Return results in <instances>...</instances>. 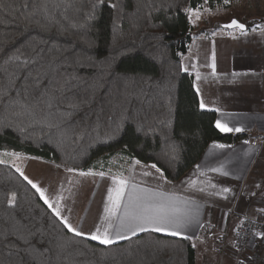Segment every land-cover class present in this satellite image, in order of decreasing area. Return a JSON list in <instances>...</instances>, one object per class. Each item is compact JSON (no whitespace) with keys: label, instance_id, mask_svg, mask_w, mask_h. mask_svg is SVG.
Segmentation results:
<instances>
[{"label":"trees","instance_id":"trees-1","mask_svg":"<svg viewBox=\"0 0 264 264\" xmlns=\"http://www.w3.org/2000/svg\"><path fill=\"white\" fill-rule=\"evenodd\" d=\"M234 1L225 6L223 0H151L156 9L152 10L149 0H123L122 15L105 5L88 29L81 30L64 17L76 18V10L86 7L87 0H48L47 17L37 12L42 0H0V87L9 90L0 97V121L6 125L0 128V151L84 172H122L136 160L157 163L168 181L177 182L211 143L246 139L247 134L216 127V111L199 106L194 75L182 65L196 36L183 9H224ZM18 53L37 57V62L27 70L19 68V61L9 60ZM49 63L56 71L41 77L43 87L36 89L33 77ZM72 77L79 79L71 80L75 87L65 95L75 94L90 103L72 110L64 99L58 108L48 109L41 100L47 81L64 83ZM25 83L32 86L27 94ZM56 86L48 87V94ZM17 99L34 111L38 122L12 115ZM67 111L75 115L62 125L67 129L63 135L47 126L46 121L60 120L59 113ZM145 118V131L137 132V123ZM170 145L175 146L174 153ZM13 193L16 202L9 205ZM14 226L19 228L15 235ZM28 233L33 235L26 245L17 237ZM0 234H5L0 235V264H195L196 260L192 241L180 237L141 233L106 246L76 236L20 172L2 163ZM59 241L67 242V247L58 249Z\"/></svg>","mask_w":264,"mask_h":264},{"label":"crops","instance_id":"crops-1","mask_svg":"<svg viewBox=\"0 0 264 264\" xmlns=\"http://www.w3.org/2000/svg\"><path fill=\"white\" fill-rule=\"evenodd\" d=\"M261 12L256 10L257 15H254L256 17L242 21L248 26L246 33L235 32L236 29H234L218 32L219 34L196 35L182 60L183 69H187L194 75L196 90L199 89V100L203 99L207 106L203 109L216 111V121L227 123L232 128L243 129L240 132L226 133H244L248 137L234 144L211 143L199 162L177 182L168 181L164 173L161 177L154 169L146 167L150 164L137 165L136 161H130L122 171L123 173L103 172V176L99 175L100 171L81 175L84 171L64 170L82 183L84 181L91 184L98 183L101 186L102 183L106 184L110 181L103 191L98 188L97 194L93 193L97 198L94 203L91 202L89 206L80 208V211L75 207L69 210V214L64 211L67 216L64 217L70 221L69 223L88 234L94 232L97 226L103 231L109 223L108 213L105 212V207L110 206L109 189L116 186L112 177L119 175L128 178L131 183L141 188L174 194L179 198L178 203L181 207H198L199 223L203 227L194 224L183 230L186 235L192 236V244L196 239L208 238L215 229L219 232L226 231L227 211L241 187L244 202L242 211L238 214V223L245 215L261 213L259 210L264 209V14L261 15ZM256 24L260 26L253 31ZM213 53L215 54V74L212 70ZM233 73L239 75H233ZM219 145L225 147L221 148ZM57 166L60 167V165ZM146 172L151 174L145 175ZM225 172L228 173L227 176L224 175ZM223 188H229L231 191L223 193ZM44 190L49 202L52 203L53 189L49 186ZM184 202H187L186 205ZM122 212L121 207L117 215ZM111 222L117 223L115 216L111 217ZM139 234L141 233L137 235ZM85 237L89 238L87 235ZM232 237L225 255L234 264H237V261L250 264L251 253L255 248H260L261 239L249 250L239 251L235 245L234 233ZM120 241L123 240L117 242ZM214 247L217 251L218 242Z\"/></svg>","mask_w":264,"mask_h":264},{"label":"snow or ice","instance_id":"snow-or-ice-1","mask_svg":"<svg viewBox=\"0 0 264 264\" xmlns=\"http://www.w3.org/2000/svg\"><path fill=\"white\" fill-rule=\"evenodd\" d=\"M208 0H205V3H207ZM231 3V0H223V5L227 6ZM107 6L110 9L114 10L117 15H122L124 13V6H123V0H116V2H111V0H87V6L82 7L76 10L77 17L74 19L69 20L67 16L64 17L65 20L69 21V24L74 29H81V30H87L89 26V22L94 21L97 19L98 11L103 7ZM27 7V5H25ZM148 7L152 8L151 0H149ZM168 7H172V5H168ZM152 10H156L155 8H152ZM184 12H186L189 15V19H191V15L193 13L192 8H184ZM37 12L39 14H42L44 16L49 15L48 10V0H42L41 5L37 9ZM148 15H151V12L148 13ZM197 19L200 17L197 16ZM37 26L43 28L44 26L37 21ZM260 25L256 24L255 27L252 29L253 31L256 30ZM222 27L227 29L232 28H238L241 30L242 33H246L248 30V26L245 24L239 22L237 19L233 18L229 23L222 25ZM23 57V59H22ZM213 63H212V70L213 74H215V54L213 53ZM9 60L12 62L19 61L18 64L19 68L27 70L30 65H33L37 62V57H24L23 53H18L16 55H13L9 57ZM79 64L80 61H77ZM184 71H187V69H183ZM56 69L53 67L51 63L44 66L42 65L41 68L38 70L37 75L33 77V79L36 81L35 88L40 89L43 87V81L41 80V77H47L49 73H54ZM233 75H239L238 73H233ZM31 76V73H29V77ZM29 77H25L24 79L27 81ZM199 79V75L197 76ZM72 79H79L78 77H72L69 80L65 81L64 83H59L58 81H54L53 79H49L47 81L48 87H52L55 83L57 86L53 89V94H48V87L44 88V91L41 93V100L44 104H46L48 109H52L53 107H59V104L64 102V99H67L68 101V108L75 110L78 109L81 104H88L90 103L89 100H82L79 99L75 94L71 96H66V93H72L73 88L75 87L70 86ZM126 79L135 80V77H128ZM14 87V85H13ZM24 91L27 94L29 92V89L32 87L31 85H28L25 83ZM9 90H6L2 87H0V97L6 96L8 94ZM197 92H199V89L197 88ZM56 93H59L57 95ZM19 96V92L17 93ZM202 109L206 108L207 106L204 104L203 99L200 101L199 105ZM13 107L16 109L12 115L16 117L20 116H29L33 118V122H38L34 120L35 113L34 111L29 110V108L21 103L19 99L13 102ZM51 115V113H49ZM59 115L62 117L60 120H56L54 122L52 121H46L47 126L49 128H55L61 132L63 135L64 132L67 131V129H63L62 125L70 121L73 116L75 115L74 111H67L63 113H59ZM123 119V118H122ZM147 123V119L145 118L144 121H139L137 123L136 131L142 132L145 131V124ZM6 125L3 124L2 121H0V128L5 127ZM216 127L222 131V132H240L243 129L241 128H232L229 127L227 123H222L220 120L216 121ZM121 128V125L117 126V131H119ZM23 131V129H21ZM247 143V142H246ZM219 147L223 148L224 145H219ZM170 150L174 153L175 152V146L170 145ZM13 155H18L17 153H13ZM3 161H0L2 163ZM141 162L139 160H136V164L139 165ZM146 167H149L151 169H154L158 174H160L161 177H163V171L160 167H158L157 163H152L150 165H147ZM18 172H20L21 176L24 177V179L36 190V192L39 194V196L44 200V203L48 205V207L51 209L52 213L58 217L64 228L71 233H74L76 236H88L89 239L93 241H98L102 245H114L119 240H126L131 237L137 236L138 233H164L167 236L172 237H181L183 239L191 240L192 236L186 235L185 231L192 225H197L199 227H203V225H200L199 223V208H187L181 207L178 203L179 198L176 197L174 194H167L164 192L156 191L153 189L148 188H141L138 185L131 183L130 180L122 175L119 176H113V182L116 185L115 188L109 189L108 194V200L110 203V206L105 207V212L108 213V219L109 223L108 226L101 231V228L99 226L96 227L95 231L88 234L85 233L82 230L77 229L74 227L71 223L68 222V220L62 216L61 211L59 207L54 206L52 203L49 202L48 197L45 194V190L39 187L36 183H34L31 179H29L28 176L24 175V173L17 168ZM69 172L76 171L75 169L69 168L67 169ZM213 171H218V169H213ZM93 174L89 170V172H81V175H90ZM151 173H145V175H150ZM100 176H103L104 173L100 172ZM225 176L228 175L227 172L224 173ZM257 187L259 188L260 185L258 184ZM231 189L229 188H223V193L230 192ZM218 194V193H217ZM255 195V193H253ZM126 197V201H125ZM16 202V195L15 193L12 194L11 198L8 199L9 205H14ZM123 202V203H122ZM185 205L187 202H184ZM123 208V212L119 215L117 213L119 210ZM261 213H264V209L259 210ZM115 216L117 223L113 224L111 222V217ZM24 227L23 225H20L19 228ZM19 228L14 226V230L11 234L15 235ZM109 229H112V231H109ZM130 234V236L128 235ZM255 235L264 237V233H254ZM5 235V234H0ZM32 233H28L27 236L20 234L18 235L19 240H23L24 243L30 244V237L32 236ZM219 238V237H218ZM206 242V241H201ZM196 245L193 244L192 247H195ZM65 247H67V242L65 241H59L57 243V248L63 250ZM237 264H243V261H237Z\"/></svg>","mask_w":264,"mask_h":264},{"label":"rangeland","instance_id":"rangeland-1","mask_svg":"<svg viewBox=\"0 0 264 264\" xmlns=\"http://www.w3.org/2000/svg\"><path fill=\"white\" fill-rule=\"evenodd\" d=\"M192 9L194 11L191 15L190 22L194 33H197L203 28H211L216 22L225 23L229 22L233 18H237L241 22L249 20L256 17L254 16L256 14V10L262 11L261 15H263L264 0H235L232 7L224 9ZM197 16L200 18L197 19ZM218 32H226V30L219 29L212 34H219ZM235 32L241 31L236 29ZM13 153L15 152L0 151V161H3L2 164L10 165L15 169L19 168L24 175L28 176L29 179L43 189L50 186L53 189V192L51 193V202L54 206L59 207L63 217L66 216L65 212L69 214V210H73L75 207L80 211V208L82 209L86 205L89 206L91 202L94 203L97 198L96 195L94 197L93 193H96L98 188H100V191H103L110 182L109 181L106 184L102 183L101 186L98 183L91 184L90 182L86 183L85 181L82 183L75 180V177L69 175L67 171H64L67 170V167H58L55 164L39 158L20 153H17L18 155H13ZM48 191L50 195V188ZM46 196L48 197L47 194ZM243 202L244 199L241 187L240 192L237 194V197L227 211L228 224L226 231L219 232L218 229H215L213 234L208 238L194 240V244L196 245L195 249L197 250V264H234L233 261L225 255V252L227 250L228 243L233 238L232 235L234 233V227H236V224L238 223V214L242 211ZM202 240L206 242H201ZM217 242L218 248L217 251H215L214 246Z\"/></svg>","mask_w":264,"mask_h":264},{"label":"built area","instance_id":"built-area-1","mask_svg":"<svg viewBox=\"0 0 264 264\" xmlns=\"http://www.w3.org/2000/svg\"><path fill=\"white\" fill-rule=\"evenodd\" d=\"M254 233H264V213L241 217L234 231L235 245L239 251L249 250L261 239L260 248H255L251 253L250 264H264V237Z\"/></svg>","mask_w":264,"mask_h":264},{"label":"water","instance_id":"water-1","mask_svg":"<svg viewBox=\"0 0 264 264\" xmlns=\"http://www.w3.org/2000/svg\"><path fill=\"white\" fill-rule=\"evenodd\" d=\"M237 19V18H235ZM239 22H241L239 19H237ZM231 21V20H230ZM229 21V22H230ZM229 22H225V23H221V22H216L211 28H203L202 30H200L199 32L195 33L196 35L202 34V33H213L219 29H225V30H234V29H238V28H232V29H227L222 27V25H225ZM242 23V22H241ZM244 24V23H243ZM246 25V24H245ZM240 30V29H239Z\"/></svg>","mask_w":264,"mask_h":264}]
</instances>
